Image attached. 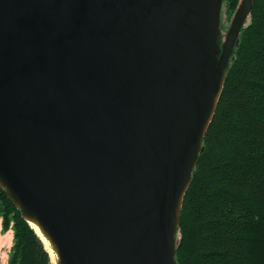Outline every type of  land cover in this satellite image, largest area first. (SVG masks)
Here are the masks:
<instances>
[{"label": "water", "instance_id": "obj_1", "mask_svg": "<svg viewBox=\"0 0 264 264\" xmlns=\"http://www.w3.org/2000/svg\"><path fill=\"white\" fill-rule=\"evenodd\" d=\"M0 0V188L59 264H178L241 0Z\"/></svg>", "mask_w": 264, "mask_h": 264}, {"label": "trees", "instance_id": "obj_2", "mask_svg": "<svg viewBox=\"0 0 264 264\" xmlns=\"http://www.w3.org/2000/svg\"><path fill=\"white\" fill-rule=\"evenodd\" d=\"M240 0H225L232 17ZM204 152L185 195L178 264H264V0L238 38ZM8 264H50L43 241L0 188Z\"/></svg>", "mask_w": 264, "mask_h": 264}, {"label": "rangeland", "instance_id": "obj_3", "mask_svg": "<svg viewBox=\"0 0 264 264\" xmlns=\"http://www.w3.org/2000/svg\"><path fill=\"white\" fill-rule=\"evenodd\" d=\"M241 2V0H240ZM239 2V4H240ZM238 4V6H239ZM237 6V8H238ZM236 8V10H237ZM235 10V12H236ZM224 8L222 9V14H221V28H222V35L219 40L220 43H222L225 40L226 34L230 28L232 17L228 18L224 12ZM179 235V233H178ZM41 239V238H40ZM42 240V239H41ZM14 243V230H13V224L10 225L9 229L7 231H3V226H2V220L0 219V264H8L10 253L12 251ZM44 243V242H43ZM45 246V243H44ZM46 251L49 254L50 257V264H59V261L54 253H51L45 246ZM52 249V248H51Z\"/></svg>", "mask_w": 264, "mask_h": 264}, {"label": "bare ground", "instance_id": "obj_4", "mask_svg": "<svg viewBox=\"0 0 264 264\" xmlns=\"http://www.w3.org/2000/svg\"><path fill=\"white\" fill-rule=\"evenodd\" d=\"M221 31H222V28H221ZM222 35V34H221ZM31 227L35 230V232L37 233V235L42 239V241L45 243V246L46 248L51 252V253H54L55 254V250L50 242V240L45 236L43 230L40 228V226L36 223V222H33V221H29ZM52 248V249H51Z\"/></svg>", "mask_w": 264, "mask_h": 264}]
</instances>
